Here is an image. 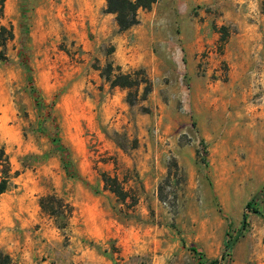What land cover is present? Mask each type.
<instances>
[{"label": "rangeland", "instance_id": "374dc122", "mask_svg": "<svg viewBox=\"0 0 264 264\" xmlns=\"http://www.w3.org/2000/svg\"><path fill=\"white\" fill-rule=\"evenodd\" d=\"M105 8L3 3L13 39L0 148L14 177L0 195V253L11 264H264V221L246 210L264 215V0H156L125 31ZM119 73L145 83L111 86ZM48 195L71 208L65 228L41 210Z\"/></svg>", "mask_w": 264, "mask_h": 264}, {"label": "trees", "instance_id": "16d2710c", "mask_svg": "<svg viewBox=\"0 0 264 264\" xmlns=\"http://www.w3.org/2000/svg\"><path fill=\"white\" fill-rule=\"evenodd\" d=\"M5 0H0V12L3 9V3ZM156 0H106L105 13L113 14L115 16V22L119 31H125L139 23L138 11L139 10H149ZM13 39V33L7 30L5 27H0V60H5L3 56V48L5 47L7 41ZM110 74L108 73L107 78L110 80ZM111 86L120 87L123 89L130 90L134 87L139 86L143 81H139L132 77L130 74H117L113 76L110 81ZM128 98H131V93L128 94ZM130 103L132 100L130 99ZM203 145V143H201ZM14 176L11 175V168L4 150L0 148V195L5 193L8 189L10 180ZM104 187L109 189L113 194H115L120 200H125L127 198V192L124 190L122 185L116 179V177H109L106 173L101 175ZM39 205L41 210L49 216H52L58 220V225L60 228H65L67 220L71 214V208L68 204L64 203L61 199L56 198L54 195H48L41 197L39 200ZM253 203L248 202L246 205V210H251L253 213L257 214L264 221L263 213L257 208L252 207ZM247 213L242 215V221L239 228L235 231V236H230L229 233L226 234L224 240V249L221 255V260L225 259L228 255L229 250L234 246L237 240L243 236L245 230H247ZM194 253H197L196 249H191ZM219 260L213 261L211 264H218ZM0 264H11V260L8 255L0 253Z\"/></svg>", "mask_w": 264, "mask_h": 264}]
</instances>
